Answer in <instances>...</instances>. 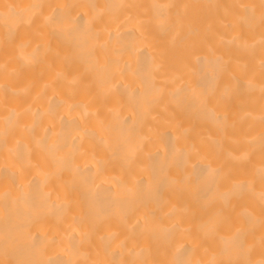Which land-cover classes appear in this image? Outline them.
I'll return each mask as SVG.
<instances>
[{"label": "bare ground", "instance_id": "6f19581e", "mask_svg": "<svg viewBox=\"0 0 264 264\" xmlns=\"http://www.w3.org/2000/svg\"><path fill=\"white\" fill-rule=\"evenodd\" d=\"M0 264H264V0H0Z\"/></svg>", "mask_w": 264, "mask_h": 264}]
</instances>
